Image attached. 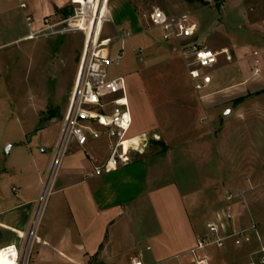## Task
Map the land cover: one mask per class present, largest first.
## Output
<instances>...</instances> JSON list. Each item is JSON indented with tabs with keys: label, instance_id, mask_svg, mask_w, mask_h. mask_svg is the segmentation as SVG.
Returning <instances> with one entry per match:
<instances>
[{
	"label": "crops",
	"instance_id": "0c3cea01",
	"mask_svg": "<svg viewBox=\"0 0 264 264\" xmlns=\"http://www.w3.org/2000/svg\"><path fill=\"white\" fill-rule=\"evenodd\" d=\"M232 1L229 6L244 21L249 37L239 47L222 45L213 49L227 48L231 57L227 60L223 56L226 64L221 66L223 72L218 77L214 74L211 86L218 88L211 94L234 99L232 108L225 111L240 114L242 135L249 122H255L258 128L264 116V0ZM71 2L0 0V34L22 32L18 26H28L27 16L32 18L33 31L39 30L45 20L61 15ZM228 3L224 0L223 5ZM30 32L6 39L0 47L29 39ZM256 68L259 73H255ZM140 96L147 97L142 93ZM141 97L138 100L135 93L128 95L133 117L128 136L136 138L132 143L140 147L128 165L102 176L87 175L94 165L108 158L109 141L102 137L90 140L85 147L76 143L70 146L56 168L45 199L42 196L39 200V196L53 152L43 168L38 162L31 175L18 168L0 173L1 191L10 188L5 206L0 209V230L8 233L0 248L13 243L28 244V264H129L133 259L144 264H192L191 250L206 225L222 213L230 192L243 193L234 202L235 227L250 226L254 217L247 208L249 192L264 183V171L252 172V167H248L242 172L245 179L230 178L232 190L218 195L214 180L209 181L214 177L209 174L211 138L201 135L199 119L203 112L193 95L180 90L169 92V98L184 99L179 103L168 100L169 106L161 107L159 118L148 99ZM222 101L225 100L219 103ZM222 108L221 105L214 112ZM151 134L161 140L150 141ZM140 137L144 139L137 145ZM224 139L227 144L228 136ZM151 142L161 149L149 153ZM249 143L256 148L252 159L261 165L264 158L259 157L258 142L250 139ZM242 155L249 161V155ZM201 162L208 175L201 174ZM216 206V212L211 214ZM209 216L202 226L201 217ZM239 248L243 247L229 241L223 250L210 247V264H215L217 255ZM250 253L245 257L246 264Z\"/></svg>",
	"mask_w": 264,
	"mask_h": 264
},
{
	"label": "rangeland",
	"instance_id": "374dc122",
	"mask_svg": "<svg viewBox=\"0 0 264 264\" xmlns=\"http://www.w3.org/2000/svg\"><path fill=\"white\" fill-rule=\"evenodd\" d=\"M228 2V5L221 6L220 2L210 5L208 0H109L111 22L102 32L103 38H112L109 46L110 60L104 62L108 77L124 76L128 95L135 93L139 100L141 93L145 94L147 97L141 98L144 101L148 99L147 102L153 106L158 118L161 107L169 106L168 100L179 103L184 99L169 98V92L180 90L193 95L203 112L199 119L201 135L205 133L211 138L212 160L209 162V174L214 177H210L209 181L211 183L214 180L218 195L232 190L230 178L237 181L245 179L242 172L248 167H252V172L264 171V116L259 120L258 128H255V122H249V127L244 129L241 135L240 114L225 111V108H232L234 99L212 95L211 92L216 90L218 85L204 90L201 93L203 98L200 99L192 87L186 59L179 44L162 38L160 29L150 21V14L157 8L172 16L189 13L191 22L198 27V42L211 49L222 45L232 49L247 43L249 34L244 21L235 14V8L229 6L233 1ZM76 8L78 6L71 2L65 12L49 19L48 22H61L73 15ZM90 14V11L81 12L85 18ZM19 17L21 19L22 15L19 14ZM18 28L22 29V32H1L0 43L34 29L27 25L22 28L20 24ZM65 28L66 25L63 24L34 38L0 47V173L5 169L13 171L18 168L31 175L38 167V162H41L39 164L43 168L53 152L58 127L69 103L86 40L82 31L63 32ZM60 30L62 32H58ZM118 36L124 37V41ZM121 47L124 52L122 60L119 63L112 62L111 59ZM223 64L226 63L222 56L220 65L213 72L216 77L223 72ZM223 99L225 101L219 103ZM221 105L223 108L218 113L214 112L215 108ZM161 124L165 125L164 127L170 126L168 123ZM225 136H228L227 144ZM250 139L259 144V157L263 159L261 165L252 159L251 154L256 148L249 143ZM152 140L161 139L152 135L150 141ZM160 149L161 146L151 142L148 151L153 153ZM244 153L251 157L248 156L249 161H245L246 156L242 155ZM248 163L250 164L247 166ZM203 164L204 162H201L199 165L200 172L208 175V171L203 170ZM48 176L49 171L44 176L45 185ZM45 185L41 189L39 200ZM6 195H10L9 186L5 191L0 188V209L5 206ZM247 208L251 211L254 222L256 221L264 244V183L249 192ZM20 210L23 211V208ZM216 210L217 206L211 214ZM210 217H201V225H205ZM7 236V232L0 230V242ZM241 247L243 248L236 252L228 249L226 255H217L215 264H246L245 257L257 244L253 238L251 245Z\"/></svg>",
	"mask_w": 264,
	"mask_h": 264
},
{
	"label": "built area",
	"instance_id": "2783aa9c",
	"mask_svg": "<svg viewBox=\"0 0 264 264\" xmlns=\"http://www.w3.org/2000/svg\"><path fill=\"white\" fill-rule=\"evenodd\" d=\"M74 1L72 0V3L78 8L73 15L58 23H49L48 19L45 20L44 26L39 30L31 31L29 38H34L46 30L54 29L63 24L66 25L63 32L82 31L85 34L90 16H87L86 22H83V18L86 17L81 15L84 4ZM95 2L97 3L98 0ZM219 2L223 6L224 0H208L210 5H216ZM190 19L189 13L172 16L158 8L150 14V21L160 29L162 38L165 41H175L179 44L181 53L186 59L192 87L198 97L202 99L201 93L211 87L213 83V72L218 66L220 58L224 56L229 60L231 56L227 48L213 50L198 42V27ZM26 20L28 26L31 27L32 18L27 16ZM110 22L111 17L108 10V15L102 21L100 37L89 46L85 40L69 103L53 150L48 181L46 185L43 184L45 185L43 199L49 193L56 168L73 143L85 147L90 140L106 137L109 141L108 158L103 163L94 165L87 174L89 177L110 174L120 166L128 165L135 160V153L139 151L140 147H135L134 144L125 147L128 140L134 139L128 136L133 124V117L126 79L121 75L109 78L104 68V62L110 60L109 46L112 38H103L102 32ZM58 32H62V30ZM126 35L129 36V33ZM118 38L122 41L125 39L121 36ZM123 55L124 52L121 47L111 61L119 63ZM259 71V68L255 69V73H259ZM242 195L241 192H230L226 195V204L222 213L217 214L216 219L206 225V231L198 238L196 246L191 250L192 264H210L211 258L208 252L210 247L223 250L228 241H232L238 247L251 245L253 238L257 247L250 253L249 264H264V244L257 224L253 221L246 228L238 229L235 227L234 202ZM28 261V244L20 246L13 243L0 248V264H28ZM129 264L144 263L142 260L133 259Z\"/></svg>",
	"mask_w": 264,
	"mask_h": 264
},
{
	"label": "bare ground",
	"instance_id": "6f19581e",
	"mask_svg": "<svg viewBox=\"0 0 264 264\" xmlns=\"http://www.w3.org/2000/svg\"><path fill=\"white\" fill-rule=\"evenodd\" d=\"M74 2H82L84 4V12H88L91 10L90 19L87 23V28L85 32V39L89 46L91 43H93V41L97 40L100 37V29L102 27L103 18L108 15L109 0H98L97 3L95 2V0L89 2H87L86 0H75ZM83 22H86V18H83ZM142 138L144 139V137H140L137 145L141 144L143 140ZM135 140L137 139L134 138L132 140H128L125 143V147L132 146L131 144H134L132 142H135Z\"/></svg>",
	"mask_w": 264,
	"mask_h": 264
},
{
	"label": "trees",
	"instance_id": "16d2710c",
	"mask_svg": "<svg viewBox=\"0 0 264 264\" xmlns=\"http://www.w3.org/2000/svg\"><path fill=\"white\" fill-rule=\"evenodd\" d=\"M66 15L68 16V15H69V13H66Z\"/></svg>",
	"mask_w": 264,
	"mask_h": 264
}]
</instances>
